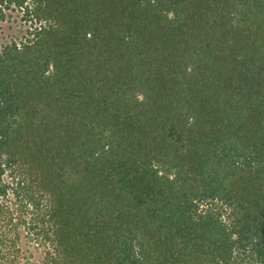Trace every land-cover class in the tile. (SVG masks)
I'll use <instances>...</instances> for the list:
<instances>
[{
    "label": "trees",
    "instance_id": "obj_1",
    "mask_svg": "<svg viewBox=\"0 0 264 264\" xmlns=\"http://www.w3.org/2000/svg\"><path fill=\"white\" fill-rule=\"evenodd\" d=\"M9 9L0 264H264V0Z\"/></svg>",
    "mask_w": 264,
    "mask_h": 264
},
{
    "label": "rangeland",
    "instance_id": "obj_2",
    "mask_svg": "<svg viewBox=\"0 0 264 264\" xmlns=\"http://www.w3.org/2000/svg\"><path fill=\"white\" fill-rule=\"evenodd\" d=\"M8 14L9 16L7 17V19L0 23V51L1 46L5 43H9L13 35L21 36L23 34H26V32L28 33L27 29H29V27L32 25L30 22L24 24L21 21V17L24 15V11L22 10L9 9ZM19 23H22L21 26ZM21 29L22 31H20Z\"/></svg>",
    "mask_w": 264,
    "mask_h": 264
},
{
    "label": "clouds",
    "instance_id": "obj_3",
    "mask_svg": "<svg viewBox=\"0 0 264 264\" xmlns=\"http://www.w3.org/2000/svg\"><path fill=\"white\" fill-rule=\"evenodd\" d=\"M39 23H36V25H38Z\"/></svg>",
    "mask_w": 264,
    "mask_h": 264
}]
</instances>
